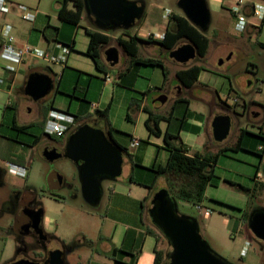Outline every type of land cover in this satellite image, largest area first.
Returning a JSON list of instances; mask_svg holds the SVG:
<instances>
[{"label":"crops","instance_id":"crops-1","mask_svg":"<svg viewBox=\"0 0 264 264\" xmlns=\"http://www.w3.org/2000/svg\"><path fill=\"white\" fill-rule=\"evenodd\" d=\"M61 1L54 2L51 14L40 10V6L49 5L48 0L47 3H44L45 0H8V12L0 15V47L4 43L1 29L9 26L10 36L13 38L12 46L15 49L27 45L53 54L59 52L57 44L69 45L73 49L66 65L61 67L52 64L56 70L50 72L35 67L33 63L38 60L29 59L15 66L16 72L11 74L4 68L10 63L0 60V78L3 80L0 86V140H7L4 149L10 157L4 161L1 181L6 177L5 163L25 168L27 174L24 178H27L31 164L30 155L34 150H38V155L44 159L43 154L49 144V136L43 133L44 124L41 118V115L44 117L45 111L46 119L52 111L78 119L79 122L65 135L59 139L54 137L63 140V147L72 132L82 125L100 129L105 135L110 126L109 137L125 151L122 153L123 177L102 183L107 184L105 187L102 185L100 200V203H104L105 213L86 214L88 226L83 230L73 229L70 216L65 217L63 213H43L42 230L45 235L54 238L56 245L54 249L47 248V252L61 250L64 253V264H153L155 251L161 249V246L156 237L149 233L153 226L148 215L152 191L146 187L152 182V169L164 166L167 162L169 152L163 137L166 132L179 137L188 155L217 154L213 170L223 185L229 186L228 182L252 188L254 184H264V181H254L255 174L261 173V167L264 165V153L258 151V148L264 145L256 137L264 123V60L259 58L257 64L253 62V58L248 63L252 68L251 76L254 81L259 82L260 78L255 95L250 94L251 82L247 84L248 88L243 95L248 94V100L239 94L238 91L242 90L237 83L234 86L231 80L226 78L227 86L219 70L208 64L213 56L225 58L230 54L232 57L235 52L246 51L248 44L254 46L249 48V51L254 52V48H257V56L264 55V49L257 46V43L264 45V21L257 22L250 9L251 4L264 5V0H244L242 11L247 22L244 33L236 31L235 19L231 14V6L236 0H208V10L211 6L213 12L218 14V19L213 30L215 38L209 37L210 43L204 58L196 57L187 64H179L169 58L170 51L153 44L160 51L157 56L149 58L161 61L166 77L160 66L128 67L129 60L122 51V55L118 51V63L111 68L104 60L106 50L104 51L103 47L100 50V62L104 66L107 65L108 69L105 72L97 69L92 59L86 55L89 36L85 29L90 28L83 25L74 27L60 21L57 11ZM153 5H148L151 7L148 14L152 15L156 11L163 15L166 9L161 6L155 8ZM158 5L160 4L156 3V6ZM18 6H24L34 14L33 22L21 18ZM165 20V25L157 26L156 31L151 34L155 36L153 39L156 41L162 39L167 28H171L168 27V20ZM47 26L56 29V32L47 31L49 42L43 36ZM138 36L146 39V35L141 32ZM185 43L187 42L181 41L177 46ZM147 46L141 45L139 50ZM224 46L226 51L220 52ZM138 57L141 58L139 51ZM192 65L201 66L202 70L197 82L186 89L177 81L176 73ZM42 72L53 79L54 89L43 104L36 105L33 100L30 102L25 99L24 87L29 75ZM162 97L165 100L160 105ZM22 101L33 103L35 109L31 107V110L23 113ZM91 105H95L94 110H91ZM149 112L161 118L157 124L160 135L151 134L146 128ZM97 113H105L106 116ZM222 115L230 118V129L227 137L217 142L213 138L212 121ZM12 119L15 120L16 127H37L29 128L24 133L14 131V138L9 134H2L3 129L12 130ZM241 131L249 134L241 135L243 145L236 149L234 147ZM23 134L24 143L20 139ZM133 139L139 144L131 148ZM33 140L36 141L35 144H32ZM16 144H20V150L27 148V152L17 149ZM217 169H222L223 172L215 173ZM130 177L133 182H130ZM58 179L62 177L57 176L55 183ZM159 180L165 183V179L160 177L156 185ZM164 186L163 189L166 190V183ZM245 202L247 205L246 196ZM239 213L241 218L244 211ZM238 223L247 230L244 242L250 243L251 233L247 225L243 223L242 218Z\"/></svg>","mask_w":264,"mask_h":264},{"label":"rangeland","instance_id":"rangeland-1","mask_svg":"<svg viewBox=\"0 0 264 264\" xmlns=\"http://www.w3.org/2000/svg\"><path fill=\"white\" fill-rule=\"evenodd\" d=\"M48 1L49 5L46 6L44 4L43 6H40V10L48 11L49 13L53 14L52 7L54 5V2H56L57 0ZM126 1L137 2L140 0ZM142 1L144 2L146 7L145 18L138 21L133 28L127 31H112L109 34L112 40L107 46H104L102 48L104 51L108 48H115L120 52V55H122L121 49L117 46L115 40L118 37H122L124 32L129 35L137 36L141 32L143 33V35H146L145 37L147 38L149 34L151 35L156 31L157 26H164V21L166 20L163 19L161 13H157L155 11L152 15L148 14L150 12L149 9L151 8H149L148 5L152 3L154 4L153 6H155V8H159L161 6L163 9L169 10L171 14L183 16L182 12L176 6L178 0ZM206 1L208 3V0ZM44 3H47V0H45ZM156 3H159L160 5L156 6ZM209 10L211 21L208 31L205 34L208 38L210 37L211 39H214L215 34L213 30L218 19V14L213 12L211 6L209 7ZM169 18L167 20H169ZM80 25L94 30L91 19L87 20L86 18H84L83 22H81ZM239 41L240 39L237 40L238 44H240ZM253 47V44H248L246 51L243 50L240 52H235L233 53L232 57L230 54L226 55L227 57L225 58H216L215 56H213L208 62V64L219 70L220 75L225 78L227 86L228 80L226 78L231 80L232 85L237 83L242 90L238 91L239 94L246 100H248V94L243 95V92L247 90V84L251 82L252 85L250 86V94L255 95L258 92L260 82V78L259 82L254 81L253 77L251 76L252 68L251 66H248V63L250 62V60H253V58L255 59L253 62L257 64L259 62V58L261 60H264V55H261L260 57L257 56V48H254V52L248 50L249 48ZM226 49L227 48L224 46L222 50H220V52H225ZM159 51L160 50H158V48H156L153 44H148L147 47L139 50V56L141 58H149L157 56L159 54ZM1 64L2 62L0 61V66ZM33 64L35 67L49 72L51 70H56L52 64H48L40 60L35 61ZM22 105L23 113L31 110V107L32 109H35V105L33 103H26L25 101H22ZM2 134H9L13 138L16 135L15 132L10 129H3ZM4 139L5 138H2L0 140V168L2 171L4 161L9 160L10 158L9 154L4 149V145H6L7 143L5 142L7 140ZM20 139L21 142H25L24 135H22ZM15 147H18L17 149H19L20 144H16ZM27 150V148H24L20 151L27 152ZM37 151L34 150L32 155H30L31 164L29 165V176L27 178L22 179L20 177L13 176L5 168L6 177L2 182H0V210L1 204L5 202V200L7 201V199L9 198V194L13 190L17 188H32L35 191L37 200L42 205L43 210L49 214L63 213L65 217L66 215L70 216L72 221L71 227L73 229L81 228V230H83V228L88 226V224L86 223V221L88 220L86 214L105 213L103 202L99 203L97 206H90L83 200L80 192L77 169L72 162L67 159L47 162L43 158H41L40 155H38ZM217 172L223 171L222 169H217L215 173ZM260 172L262 175H264V165L261 167ZM122 175L119 178L123 177ZM57 176H59L60 178L63 177L68 186H55L54 183ZM102 185L105 187V185L107 184L104 183ZM164 185L165 183L162 180H159L157 185H155L153 189L154 191L151 193V197L153 198V195L156 192L163 189V187H165ZM175 201L178 214L195 219L199 225V232L202 239L207 243L209 248L216 255L225 260L228 264H264V244H261L260 241L253 238L251 234L249 239L250 245L245 250V254L242 255L244 239L247 230L245 227L242 228L241 226H239L238 221L239 219H241L239 218L241 214L239 212L245 211L247 209V205L245 202V195L241 191L230 188L227 185H223L222 181H220L219 185L215 188L208 187L201 206L205 210H209V214L198 212L194 208V205L185 203L178 199ZM252 208L253 210L259 208L264 209V192L261 198H259V201L253 203ZM250 211L251 208L248 210V213ZM2 214L3 216L0 217V264H8L18 257V244L16 235L11 228L10 216L5 213ZM26 241L30 243L31 239H26ZM55 246L56 245L54 242L47 246V248L50 247L51 249H54ZM160 246L161 248L169 252L171 251L170 247H168L166 241L164 240L160 241ZM34 253H37L40 256L43 255V251L40 248L36 249Z\"/></svg>","mask_w":264,"mask_h":264},{"label":"water","instance_id":"water-1","mask_svg":"<svg viewBox=\"0 0 264 264\" xmlns=\"http://www.w3.org/2000/svg\"><path fill=\"white\" fill-rule=\"evenodd\" d=\"M84 13L93 26L103 32L127 31L140 21L145 13L142 0H82ZM177 8L185 19L199 32L208 31L211 17L206 0H178ZM1 49V47H0ZM197 57L194 47L185 43L170 51L169 58L179 64H187ZM119 53L115 48L104 52V60L109 67L118 63ZM54 89L53 79L47 73H33L25 83V95L34 102L46 99ZM160 105L165 100L161 98ZM230 129V118L217 116L212 121L213 138L217 142L224 140ZM47 162L67 159L77 169L80 192L83 200L90 206H97L102 197V183L113 182L122 174L123 156L106 138L100 129L87 124L78 127L67 138L64 152L56 149L46 150L43 154ZM26 219L24 230L33 228L39 239L44 242L46 235L40 228L43 212L31 213ZM148 215L167 241L171 251L166 255L165 264H228L216 255L202 239L197 221L180 215L176 201L165 189L153 195ZM247 227L251 235L264 243V209L253 210L248 217ZM42 262L22 259L12 264H64V253L57 249L45 252Z\"/></svg>","mask_w":264,"mask_h":264},{"label":"trees","instance_id":"trees-1","mask_svg":"<svg viewBox=\"0 0 264 264\" xmlns=\"http://www.w3.org/2000/svg\"><path fill=\"white\" fill-rule=\"evenodd\" d=\"M69 6H71V8H69ZM57 16L63 23L72 25L74 27H78L83 18L90 20V18L84 13V5L82 0H62L60 8L57 11ZM144 17L145 14L142 19H144ZM169 26H171V28H167L162 39L157 41L153 39L152 35L146 39H142L137 35H129L126 32H124L122 37L116 38L115 41L117 46L129 60L128 67L160 66L163 70L164 77H166L165 69L159 59L138 57L139 46L145 44H157L169 52L173 50L179 42L185 41L194 47L197 58H204L210 43L209 38L205 34H202L195 27H193L184 16L171 14L168 20V27ZM48 30H54L56 32V29L47 26L43 31L44 39L49 42L50 38L47 34ZM85 32L89 36V45L86 55L92 59L97 69L105 72L108 69V66L102 65L100 62V50L102 47L107 46L111 42L112 38L109 34L112 31L103 32L97 30L94 27V30L86 28ZM64 46H68L71 50H73L69 45ZM257 46L264 49V45L260 43H257ZM201 70L202 67L198 65L187 66L185 69L176 73V79L182 87L189 89L197 82L198 75ZM130 107L131 105L128 107V110H130ZM97 114L104 117L106 116L105 113ZM46 115L47 111L44 112L42 121L43 124L46 121ZM73 119L74 124L79 122L76 117H73ZM160 120L161 118L154 116L151 112H149L148 119L146 120V128L151 134L160 135V131L157 127V124ZM35 126L36 125H30L28 127H16L15 120H11V129L18 133H24L25 130ZM110 130L111 128L109 126L108 133L106 134L108 140L122 153H125V151L119 148L109 137ZM243 133L245 132H240V136L237 139L234 148L240 149L242 147L243 144L241 141V135ZM163 137L165 146L169 152L168 159L164 166H159L157 169H152L154 173L153 179L151 184L146 188L153 192L158 178L163 177L166 183V190L171 198L194 205V207L201 204L203 202L206 189L208 187H217L220 183V180L215 176L213 170L214 165L216 164L217 154L188 155L178 136L171 135L166 132ZM256 137L259 138L262 145H264V123L260 128V133ZM35 142L36 141L33 140L32 144H35ZM129 180L130 182H133L131 177ZM227 184L232 186L235 190L241 191L247 197V209L244 211V213H242L241 217L242 221L247 225L249 214L253 211V203L261 196L262 192L264 191V184H254L252 188H244L242 186L233 185L232 183L228 182ZM250 208L251 211L248 213ZM149 233L156 237L158 244H160L161 240L166 241L160 231L154 226H152V230H150ZM168 253L169 251L163 248L156 250L153 264H165L166 255ZM38 257L41 258L42 256L38 255Z\"/></svg>","mask_w":264,"mask_h":264},{"label":"built area","instance_id":"built-area-1","mask_svg":"<svg viewBox=\"0 0 264 264\" xmlns=\"http://www.w3.org/2000/svg\"><path fill=\"white\" fill-rule=\"evenodd\" d=\"M8 0H0V15L8 12ZM245 4L244 0H236L231 6V14L235 19V29L238 33H244L246 29V17L242 11L243 5ZM251 15L259 23L264 20V5L262 4H251ZM18 10L21 12V18L27 22H33L34 14H32L26 7L18 6ZM171 15L169 10H164L163 19H168ZM11 28L9 26H4L1 29V35L3 37L4 43L0 49V60L9 62L10 65H7L5 71L11 74L16 72L15 66L23 64L26 60L35 59L46 62L48 64L65 66L67 63L68 56L72 52L70 47L57 44L59 52L57 54L50 53L48 51L40 50L38 48H33L31 46H23L19 49L13 48V38L10 36ZM150 34L148 35V37ZM152 37H154L152 35ZM163 37V36H162ZM161 37V38H162ZM3 80L0 78V86H2ZM95 109V105H91V110ZM74 125V119L70 115L64 113H58L52 111L49 113L43 127V133L47 136L55 137L57 139L65 135L70 128ZM139 142L136 139H133L130 143V147H137ZM258 151L264 153V147H259ZM5 168L13 176L24 178L26 177L27 170L23 167L17 166L12 163H5ZM254 181L262 183L264 177L261 173H256L254 176ZM198 212H204L209 214V210H205L201 204L194 207ZM250 245L248 241L244 242V247L242 255L245 254V250Z\"/></svg>","mask_w":264,"mask_h":264},{"label":"flooded vegetation","instance_id":"flooded-vegetation-1","mask_svg":"<svg viewBox=\"0 0 264 264\" xmlns=\"http://www.w3.org/2000/svg\"><path fill=\"white\" fill-rule=\"evenodd\" d=\"M24 97L27 101L33 102L31 98L26 96ZM44 100H40L34 103L36 105H41L43 104ZM41 118L43 119V115H41ZM48 141L49 144L45 148V151L50 149H56L58 151L64 152V147L62 143L63 140H57L54 137L49 136ZM2 174L3 171L0 168V182H2ZM54 185L57 187L68 186L63 177L62 179H58V182H56ZM41 211L45 213L42 205L37 200V195L35 191L30 188H17L13 190L9 194V198L7 199V201L5 200V202L1 204L0 217L3 216L2 213H5L10 216L11 228L16 235L18 244V257L15 260L9 262L8 264H12L22 259L42 262L45 257L44 254L47 251V246L55 242L54 238L48 235H46L47 240L42 242L39 239V236L30 226V224H28V229L24 230L23 228V225L27 224L26 219L30 218L31 213H40ZM41 224L42 222L40 223V228L42 229ZM26 239H31V242H27ZM39 248L43 251V255L41 258L38 257L37 253H34V251ZM32 255H34L35 257Z\"/></svg>","mask_w":264,"mask_h":264}]
</instances>
